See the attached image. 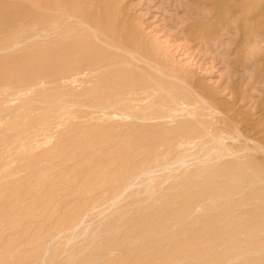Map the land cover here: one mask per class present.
<instances>
[{
	"label": "rangeland",
	"instance_id": "374dc122",
	"mask_svg": "<svg viewBox=\"0 0 264 264\" xmlns=\"http://www.w3.org/2000/svg\"><path fill=\"white\" fill-rule=\"evenodd\" d=\"M47 9L86 21L42 41L26 26ZM95 27L117 68L58 84ZM177 138L193 148L166 151ZM262 174L264 0H0V264H264Z\"/></svg>",
	"mask_w": 264,
	"mask_h": 264
},
{
	"label": "bare ground",
	"instance_id": "6f19581e",
	"mask_svg": "<svg viewBox=\"0 0 264 264\" xmlns=\"http://www.w3.org/2000/svg\"><path fill=\"white\" fill-rule=\"evenodd\" d=\"M7 5V4H6ZM14 5V4H13ZM45 5V4H44ZM48 5H49V3H48ZM52 5V4H51ZM50 5V6H51ZM24 6H26V5H24ZM53 7L55 6V5H52ZM38 7V6H37ZM37 7H36V9H37ZM40 7V6H39ZM38 7V9H39V11H40V8ZM46 8H48V6L46 7ZM56 8L57 7H55V9H53V11H55L56 10ZM59 9V8H58ZM22 10V9H21ZM31 10V9H30ZM43 10V9H42ZM48 10H50L51 11V9H47V12L45 11V13H48ZM44 11V10H43ZM22 12V11H21ZM41 12V11H40ZM45 13H41L40 14V16L42 15V14H45ZM26 14V13H25ZM28 14V13H27ZM50 13H48L47 15H49ZM65 14V13H64ZM69 14V15H68ZM68 14H66V16H52V15H49L48 16V18L46 19V20H42L41 22H38V23H30V24H27V28H26V31L28 32L29 30H28V28L30 27L32 30V33L34 34V36L35 37H37V38H39V39H42V36L44 37V35L45 36H47L48 37V34L50 33V31H52V30H58L59 28H63V29H67V28H70V29H72L73 27H74V29L76 30V26H79V23H82L83 21L85 22L86 20H85V17L83 16H79L76 12H74V13H72V14H70V12L68 13ZM25 16V15H24ZM23 16V17H24ZM28 16V15H27ZM40 16H37V17H40ZM22 17V18H23ZM26 17V16H25ZM24 17V18H25ZM42 17V16H41ZM44 17V16H43ZM27 18V17H26ZM20 20V19H19ZM22 20H25V19H22ZM27 20V19H26ZM29 20V19H28ZM27 20V21H28ZM27 21H24L21 25L20 24H16L15 26L17 27V25H20L18 28L20 29V28H22V26H24L25 24H26V22ZM22 22V21H21ZM25 23V24H24ZM124 23V22H123ZM123 26V25H122ZM76 27V28H75ZM94 27V26H93ZM17 28V29H18ZM127 28V27H126ZM12 29H13V27H12ZM16 29V28H15ZM14 29V30H15ZM60 29V31H62ZM69 29V30H70ZM93 30H92V33H90L91 34V36H93V38L91 37L90 38V40L89 41H91L90 43H92V44H90L89 42V45H88V51H86V52H84L85 51V49L84 48H80V47H75L74 45H76V43H77V41H76V43L73 41L74 39H72L71 38V36H73V35H71V32H70V35L71 36H68L67 38L69 39H71L73 42H72V44L73 45H68L69 43H70V41L71 40H68L69 42H68V44H66V45H68L67 46V48L69 47V46H71V50H70V52L71 53H73V50H75V48L78 50V48H80L82 51H80V49H79V51H76L75 50V52H76V54L77 53H79V54H81V55H79V57L81 56V58H77V59H74L72 62H67V66H63L64 68L61 70V72L57 75L58 76V78H57V83L58 84H63V83H67V82H70V84L72 85V84H75V83H86L87 81H90V80H92V79H94L95 77H96V75L98 74V73H103V74H105V72H110L111 71V69H113V68H117V64H111L110 65V63H109V61H111L112 59H110V58H114V57H117V55L115 54V53H113L111 50H109V48L111 47L112 49H114V50H120L121 48H120V45H116V44H114V40H112L113 39V35H111V33H108L107 31H100L97 27H95V28H92ZM128 30V29H127ZM59 30H58V32H60ZM26 32V33H27ZM58 32H55L56 34H58ZM67 32V31H66ZM73 33V32H72ZM76 33V32H75ZM75 33H73V34H75ZM90 34L88 35V36H90ZM78 35V34H77ZM80 33H79V37H80ZM58 36V35H57ZM64 36H67V35H64ZM87 36V35H86ZM50 37V36H49ZM60 37H62V36H60ZM60 37H56V35H55V37H54V39L55 38H57L58 39V41L56 42L54 39V42L53 43H50L49 42V44L51 45V44H54L55 42H56V44H58V43H62L61 42V39L59 40V38ZM76 37H78V36H76L75 35V37H73V38H76ZM35 39V38H34ZM44 39H46V38H44ZM93 39V40H92ZM115 39V38H114ZM28 40H30L29 38H28ZM38 40V39H37ZM36 39L34 40V41H37ZM47 40V39H46ZM67 40H66V43H67ZM80 40H81V37H80ZM21 41V40H20ZM42 41H43V39H42ZM23 42H24V40H23ZM30 42V41H29ZM63 42H64V40H63ZM37 43V42H36ZM46 43V42H45ZM75 43V44H74ZM81 43V42H80ZM80 43L78 44V46L80 45ZM116 43V42H115ZM21 44V43H20ZM26 44V43H25ZM40 44H43L44 45V43H40ZM71 44V43H70ZM83 45H84V43H82ZM81 44V45H82ZM65 45V46H66ZM91 45H92V47H91ZM65 46H63L64 47V49H60L61 51L62 50H67V49H65L66 47ZM75 48H74V47ZM77 46V45H76ZM83 47H85V45L83 46ZM89 47H91V50H90V48ZM55 51V50H54ZM53 51V52H54ZM58 51V50H57ZM54 52V53H58V52ZM68 51H69V49H68ZM67 51V52H68ZM51 52V51H50ZM54 53H53V55H54ZM52 54V53H51ZM60 54V53H59ZM62 54V53H61ZM66 54V53H65ZM63 55V58L65 59V57L64 56H66V55ZM68 54V53H67ZM70 54V53H69ZM45 55H47V54H44V56ZM71 55V54H70ZM73 55V54H72ZM78 55V54H77ZM84 55V56H83ZM69 56V55H68ZM111 56H113V57H111ZM49 57V56H48ZM56 57V56H55ZM73 58H74V56H72ZM51 58V57H50ZM60 58V56L58 55V59ZM62 58V59H63ZM52 59V58H51ZM57 59V60H58ZM61 59V58H60ZM72 60V59H71ZM63 62V61H62ZM66 62V61H65ZM27 75H28V73H27ZM151 76V75H150ZM151 77H153V76H151ZM141 79H145L144 77L143 78H141ZM152 79V78H151ZM177 80V79H176ZM161 83V82H160ZM80 84V85H81ZM68 84H66V86H67ZM126 87H127V85H126ZM128 87L129 88H137V89H140V91H143V93H151V92H154V91H157L158 89H157V87L156 86H154L153 84H150V83H148L146 80H140V82H137V84H131V85H128ZM162 88V87H161ZM120 92V91H119ZM155 93V92H154ZM125 94H127V93H125ZM145 94V95H146ZM148 94H147V96H148ZM184 94V93H183ZM102 95V94H101ZM99 96V97H102V96ZM104 95H105V93H104ZM153 94L151 93V96H152ZM154 96V95H153ZM176 96V95H175ZM150 97V96H149ZM156 96H154V98H155ZM177 97V96H176ZM175 97V98H176ZM179 97H181V96H179ZM174 99V98H173ZM180 99V98H179ZM155 100V99H154ZM153 100V101H154ZM143 101V100H142ZM152 101V102H153ZM175 101V100H174ZM173 101V102H174ZM146 102V101H145ZM154 103H155V101H154ZM180 103V102H179ZM133 105V104H132ZM177 105V104H176ZM180 105H181V103H180ZM188 105V104H187ZM187 105H184L185 107H187ZM135 107H136V105H134ZM175 106V105H174ZM173 106V107H174ZM177 106H179V105H177ZM182 106V105H181ZM183 106V107H184ZM169 107V106H168ZM171 107V106H170ZM180 107V106H179ZM111 106H105V105H102V106H99V108L98 109H100V110H102L103 112H105V114L107 113V112H109L110 110H111ZM134 108V107H133ZM178 108V107H177ZM181 108V107H180ZM180 108H179V110H180ZM169 109V108H168ZM171 109H172V107H171ZM175 109V108H174ZM187 109V108H186ZM170 110V109H169ZM178 110V109H177ZM182 110V109H181ZM174 112V111H173ZM227 113V112H226ZM108 115V114H107ZM157 115V114H156ZM158 115H162V114H158ZM157 115V116H158ZM164 115V114H163ZM162 115V117H164ZM160 116H159V118H160ZM226 116H228V114L226 115ZM231 116V115H230ZM154 117H156V116H154ZM214 117V116H213ZM233 117V116H232ZM153 118V117H152ZM233 120V119H232ZM250 127V126H249ZM222 128H224V127H222ZM248 128V127H247ZM246 128V129H247ZM220 129V128H219ZM244 130V129H243ZM209 131V130H208ZM245 131V130H244ZM248 132V131H247ZM197 133H198V131H197ZM196 133V134H197ZM208 133V132H207ZM220 135L219 134H217V135H210L209 134V136H201L199 139L201 140V139H209V140H211L212 139V141L213 142H215V143H220L221 145H225V143H226V139H228L229 137L228 136H230V135H228V136H224L225 135V132L224 131H220ZM195 134V135H196ZM249 134V133H248ZM185 136H187V135H185ZM241 136V135H240ZM261 136V135H260ZM228 137V138H227ZM233 137V136H232ZM242 137H244V139H247L246 140V142H248V141H253L250 145L251 146H254L253 144H255V146L254 147H256V145H258V143H257V141L256 140H252V138L250 139V137L246 134H244V136H242ZM234 138V137H233ZM238 138H240V137H238ZM262 138V137H261ZM170 139V138H169ZM172 139V138H171ZM198 139V138H197ZM249 139V140H248ZM199 140V141H200ZM208 140V142H210L211 143V141H209ZM193 141H194V139H193ZM202 141V140H201ZM228 141V140H227ZM239 141V140H238ZM191 142V140L189 141V139H187V138H180V139H178L177 138V140H173V141H167L163 146L165 147V149H166V151H170L171 152V150H173V148H175V147H177V146H184V145H186L187 144V146H188V148H189V143ZM250 142H248V143H250ZM194 143V142H193ZM193 143H192V145H193ZM195 143H197V142H195ZM194 143V144H195ZM205 143H207V141L205 142ZM215 143H213V145L215 144ZM217 143V144H218ZM198 144H201V143H197L196 144V146L198 145ZM219 144V145H220ZM201 145H204L203 143L201 144ZM216 145V144H215ZM259 145H261V144H259ZM191 146V145H190ZM200 146V145H199ZM74 147H76V146H74ZM185 147V146H184ZM262 147V146H261ZM78 147H76V149L75 148H72V149H75L74 150V152L76 151V150H78L77 149ZM88 148H90V147H83V148H81V150L83 149V150H87ZM190 148H193V147H190ZM189 148V149H190ZM234 148V147H233ZM71 149V150H72ZM178 149V148H177ZM187 149V148H186ZM250 149V148H249ZM256 148H253V149H251L252 150V152H253V150H255ZM259 149V148H258ZM70 150V151H71ZM176 150V149H175ZM179 150V149H178ZM177 150V151H178ZM246 150L248 151V149L246 148ZM245 150V151H246ZM73 151V150H72ZM181 151H183V152H185L184 150H181ZM212 151H214V150H212ZM245 151L243 152V151H241L242 153H245ZM250 151V150H249ZM84 152V151H83ZM261 153V152H260ZM237 154H239V153H237L236 152V150H234V149H230L229 148V150H227L226 151V153H224L220 158H227V157H235V158H237ZM241 154V153H240ZM75 155V154H74ZM210 155H211V151H210ZM263 155V154H262ZM209 156V155H208ZM240 157V156H239ZM249 157V156H248ZM247 158V157H246ZM251 158V157H250ZM254 158H256V157H254ZM223 159V160H224ZM245 158H241V160H244ZM249 159V158H248ZM234 161V160H233ZM232 162V161H231ZM230 162V163H231ZM237 162V161H236ZM236 162H234V163H236ZM227 163H229V162H227ZM226 163V164H227ZM58 164H59V162H58ZM61 164H63V163H61ZM68 164V162L66 163V162H64V165H67ZM232 165H233V162H232ZM55 166V168H58L59 167V165H54ZM61 167H63V165L61 166ZM227 167H228V165H227ZM141 169V168H140ZM145 169V168H144ZM245 170V169H244ZM252 170V169H251ZM144 171V170H143ZM239 171H240V169H239ZM254 171V170H253ZM149 172V171H148ZM249 172V171H248ZM247 172V173H248ZM143 173V172H142ZM253 174V173H252ZM229 175V174H228ZM244 175V174H243ZM258 175V174H257ZM229 176H231V174L229 175ZM228 176V177H229ZM242 176V175H241ZM241 176H239V177H241ZM259 176V175H258ZM262 176H263V174H262ZM244 177V176H243ZM243 177L242 178H238V179H243ZM253 178H255V176H253ZM252 178V179H253ZM263 178H264V176H263ZM131 179V177H124L123 178V180L119 183V185H117V186H112V187H106V188H104L105 190L101 193L102 195H104V194H106L107 192H110V193H112V194H115L116 192H119L120 190H122V189H124V184L125 185H129L128 184V182H129V180ZM227 179V178H226ZM226 179H224V180H226ZM249 179V178H248ZM257 179V178H256ZM261 179V178H260ZM132 180V179H131ZM130 180V181H131ZM237 180V179H236ZM251 181V180H250ZM249 181V182H250ZM256 181V180H255ZM257 181H258V179H257ZM260 181V180H259ZM107 182H113V181H107ZM107 182H105V184H109V183H107ZM134 182V181H133ZM244 182H248V180H246V181H244ZM243 182V183H244ZM252 182H253V180H252ZM263 182H264V180H263ZM263 182H256L255 184L258 186V184L260 183H263ZM122 183H124V184H122ZM225 183V182H224ZM237 183H239V184H241L240 182H237ZM102 184V183H101ZM104 184V185H105ZM254 184V185H255ZM242 185V184H241ZM264 185V184H263ZM129 187V186H128ZM127 187V188H128ZM131 187V186H130ZM244 187V186H243ZM259 187H261V186H259ZM222 188H224V187H222ZM221 188V189H222ZM238 188H239V186H238ZM241 188V187H240ZM248 188H250V187H248ZM263 188V187H262ZM220 189V190H221ZM247 189V188H246ZM245 190V189H244ZM123 191H125V190H123ZM122 191V192H123ZM222 191V190H221ZM224 191H226V189L224 190ZM246 191V190H245ZM245 191H244V193L243 194H245ZM239 192V191H238ZM241 193V192H240ZM241 193V194H242ZM257 193V192H256ZM220 194H223V192L222 193H220ZM242 194V195H243ZM250 194V193H249ZM255 194V193H254ZM264 194V193H263ZM225 195H226V193H225ZM246 195V194H245ZM248 195V194H247ZM237 196H238V194H237ZM244 196V195H243ZM93 198V197H92ZM99 198H101V197H99ZM217 198V197H216ZM222 198V197H221ZM221 198H219V199H221ZM264 198V197H263ZM97 199V198H96ZM102 199V198H101ZM100 199V200H101ZM104 199V198H103ZM241 199V198H240ZM243 199V198H242ZM245 199V198H244ZM246 200V199H245ZM258 200V199H257ZM259 201V200H258ZM258 201H257V203H258ZM95 202V200H94V198H93V200L91 201V203H94ZM218 202V201H217ZM233 202H235V201H233ZM259 202H261V201H259ZM89 203H90V201H89ZM213 203H215V204H217L215 201L213 202ZM245 203V202H244ZM234 204V203H233ZM246 204V203H245ZM262 204L264 205V199L262 200ZM93 205V204H92ZM213 204L211 203V205H210V207L208 206V209H210L211 208V206H212ZM263 205L261 206V207H263ZM205 206V205H204ZM216 206V205H215ZM231 206V205H230ZM256 206V205H255ZM260 206V205H259ZM240 207V206H239ZM242 207V206H241ZM240 207V208H241ZM247 207V206H246ZM219 209H220V207H218ZM217 208V209H218ZM257 208H258V206H257ZM260 208V207H259ZM87 209H89V211L91 210V209H93V208H87ZM205 209H207V207L205 208ZM216 209V210H217ZM241 209H243V208H241ZM246 209V208H245ZM251 209V208H250ZM264 209V208H263ZM215 210V211H216ZM238 210V209H237ZM252 210H254V209H252ZM251 210V211H252ZM260 210V209H259ZM258 210V211H259ZM262 210V209H261ZM240 211V210H239ZM246 211V210H245ZM91 212V211H90ZM243 212V211H242ZM256 212V211H255ZM254 212V213H255ZM262 212H263V210H262ZM87 213V212H86ZM199 213V212H198ZM202 213V212H201ZM238 213V212H237ZM248 213V212H247ZM251 213H253V212H251ZM253 213V214H254ZM257 213V212H256ZM255 213V214H256ZM259 213H261V211L259 212ZM257 214V215H261V214ZM264 213V212H263ZM262 213V214H263ZM236 214V213H235ZM245 214V213H244ZM252 214V215H253ZM255 214L253 215V216H255ZM229 215V214H228ZM256 215V216H257ZM217 216V215H216ZM245 216V215H244ZM249 216V214L247 215V218L245 217V218H243V216L242 215H238V217L236 218V221H238L239 223H240V225H243V226H245V224L246 223H244L245 221H243V219H248V218H250V217H253V216H250V217H248ZM255 216V217H256ZM86 218V217H85ZM218 218V217H217ZM254 218V217H253ZM252 218V219H253ZM251 219V220H252ZM235 220V219H234ZM263 220V219H262ZM82 221V220H81ZM232 222H233V220H231ZM211 222V221H210ZM254 223V222H253ZM252 226V225H251ZM204 227V226H203ZM253 227H254V224H253ZM259 227H260V225H259ZM77 228H79L80 229V227H77ZM246 228H247V226H246ZM248 229V228H247ZM78 231V230H77ZM258 231V230H257ZM257 231H255V232H257ZM259 232V231H258ZM249 233V232H248ZM59 234V233H58ZM239 234V233H238ZM249 235V234H248ZM256 236V235H255ZM54 237H56V235L54 236ZM49 240H51V239H49ZM56 240V239H55ZM53 242V241H52ZM247 245H248V243H247Z\"/></svg>",
	"mask_w": 264,
	"mask_h": 264
}]
</instances>
